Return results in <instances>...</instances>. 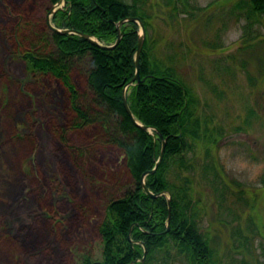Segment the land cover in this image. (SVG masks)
Masks as SVG:
<instances>
[{
	"label": "rangeland",
	"instance_id": "1",
	"mask_svg": "<svg viewBox=\"0 0 264 264\" xmlns=\"http://www.w3.org/2000/svg\"><path fill=\"white\" fill-rule=\"evenodd\" d=\"M48 1L0 0V264L101 259L106 203L130 180L122 151L99 127H74L64 86L29 71L20 53L50 28ZM146 1L151 55L175 66L197 96L196 113L221 127L208 152L201 142L186 152L212 264H264V61L244 68L250 48L239 49L264 27L229 12L236 0H185L177 16L167 0ZM85 67L72 70L82 93Z\"/></svg>",
	"mask_w": 264,
	"mask_h": 264
},
{
	"label": "trees",
	"instance_id": "2",
	"mask_svg": "<svg viewBox=\"0 0 264 264\" xmlns=\"http://www.w3.org/2000/svg\"><path fill=\"white\" fill-rule=\"evenodd\" d=\"M57 1L49 0L46 11ZM181 1L182 7H179V0H167L172 14L177 16L179 11H188L189 3ZM228 11L239 16L244 14L248 27L253 23L264 27V0H236ZM131 15L144 21L146 37L140 57L143 80L127 88V99L135 118L150 125L153 132L137 125L123 102V88L136 72L140 28L137 21L122 24L121 40L112 48L46 25L48 30L38 37L41 44H29L20 52L29 71L50 75L64 86L75 113L74 127H99L124 155L130 180L122 194L110 196L106 203L105 216L98 229L103 257L93 259L90 253L84 254L82 264H172L178 258L180 264H212L210 240L198 229L192 179L188 173L192 164L186 152L195 142H201L208 152L209 144H217L222 131L217 125L208 127V120H202L196 113L197 96L175 66L151 55L147 1L66 0L51 20L58 28L79 30L110 45L118 37V21ZM252 36L246 35L239 46L242 51L250 48L247 55L252 56L242 59L244 68L256 57L264 61V55H256L264 52V34L253 43ZM77 64L86 66L84 93L72 76ZM242 128L237 126V130ZM164 138L163 159L145 179L149 189L159 193L153 196L144 189L142 174L155 166ZM168 194L171 196L169 228ZM130 230L133 241L128 236ZM145 247L147 256L143 261Z\"/></svg>",
	"mask_w": 264,
	"mask_h": 264
},
{
	"label": "water",
	"instance_id": "3",
	"mask_svg": "<svg viewBox=\"0 0 264 264\" xmlns=\"http://www.w3.org/2000/svg\"><path fill=\"white\" fill-rule=\"evenodd\" d=\"M61 3H64L66 4V0H58L57 3H55L53 5V7L49 10L48 14H47V20H48V24L49 26L52 28V29H55L57 31H60V32H63V33H77V34H80L82 36H84L85 38H87L89 41H91L92 43H96L98 45H101V46H104V47H108V48H112V47H115L119 41L121 40V37L123 35V32L121 30V26L124 22L126 21H137L139 24H140V27H141V32L139 31V40H138V46H137V51H136V57H135V63H136V72H135V75L129 80V82L125 85V87L123 88V102H124V105L126 107V110L127 112L129 113V115L131 116V118L134 120V122L141 126L142 128L146 129V130H149L150 132H152L153 128L150 126V125H146V124H143L141 123L140 121H138L134 114H133V111L131 110V107L128 103V99H127V88L132 85V84H135L137 82H140L143 80V78L141 77V74H140V57H141V54H142V50H143V45H144V41H145V37H146V28H145V24H144V21L137 15H131V16H127V17H124L122 19H120L117 23V29H118V37L116 39V41L113 43V44H110V45H105V44H102L99 42V40L88 34V33H85V32H82V31H79V30H75V29H70V28H58L56 27L53 23H52V20H51V17L52 15L56 12L57 9L59 8H62L63 6L61 5ZM165 146H166V139L164 138L163 139V143H162V148H161V152L159 154V157L156 161V164L155 166L151 169V170H147L145 171L143 174H142V185L144 187V189L147 191V192H150L153 196H157L159 195V193H153L149 187L146 185V176L149 174V173H153L157 167L159 166V164L161 163L162 159H163V156H164V153H165ZM168 202H169V211H168V219H167V225H168V228L170 227L169 223H170V217H171V196L170 194H168ZM129 238L131 239V241H133V239L131 238V230L129 231V234H128ZM146 256H147V248L145 247V251H144V255L142 257V260L144 261L146 259Z\"/></svg>",
	"mask_w": 264,
	"mask_h": 264
},
{
	"label": "bare ground",
	"instance_id": "4",
	"mask_svg": "<svg viewBox=\"0 0 264 264\" xmlns=\"http://www.w3.org/2000/svg\"><path fill=\"white\" fill-rule=\"evenodd\" d=\"M129 114V113H128ZM131 117V116H130ZM133 120V119H132ZM134 121V120H133Z\"/></svg>",
	"mask_w": 264,
	"mask_h": 264
}]
</instances>
